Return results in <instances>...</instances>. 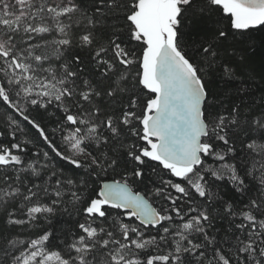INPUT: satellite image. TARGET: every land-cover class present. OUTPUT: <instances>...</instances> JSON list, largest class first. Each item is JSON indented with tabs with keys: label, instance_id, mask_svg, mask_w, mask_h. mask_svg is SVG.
Instances as JSON below:
<instances>
[{
	"label": "snow or ice",
	"instance_id": "snow-or-ice-1",
	"mask_svg": "<svg viewBox=\"0 0 264 264\" xmlns=\"http://www.w3.org/2000/svg\"><path fill=\"white\" fill-rule=\"evenodd\" d=\"M256 34L264 0H0V264H264Z\"/></svg>",
	"mask_w": 264,
	"mask_h": 264
},
{
	"label": "trees",
	"instance_id": "trees-1",
	"mask_svg": "<svg viewBox=\"0 0 264 264\" xmlns=\"http://www.w3.org/2000/svg\"><path fill=\"white\" fill-rule=\"evenodd\" d=\"M212 27V21H206L203 24L200 25L201 30H207ZM260 34H256L255 40L257 42V49L255 56L253 57L254 64L253 66L257 68L259 71L261 69L262 64H264V46H260L259 41H260ZM241 80L245 82V84H251L253 88H255L257 85L261 84V81L259 79V76L257 79L252 82L248 81L246 75H242L238 80L236 81H231L227 84L221 83L219 81L216 82V87L222 88V89H235L237 85L240 84ZM224 192L227 193V189H224ZM72 226V220L66 215H60L58 214L55 216L52 220V227L57 231L60 232L64 229L70 228Z\"/></svg>",
	"mask_w": 264,
	"mask_h": 264
}]
</instances>
